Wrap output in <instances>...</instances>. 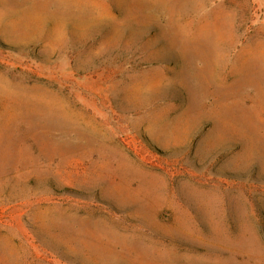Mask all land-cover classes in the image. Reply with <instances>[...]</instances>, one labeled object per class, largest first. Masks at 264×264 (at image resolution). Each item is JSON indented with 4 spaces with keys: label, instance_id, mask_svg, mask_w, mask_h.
<instances>
[{
    "label": "rangeland",
    "instance_id": "obj_1",
    "mask_svg": "<svg viewBox=\"0 0 264 264\" xmlns=\"http://www.w3.org/2000/svg\"><path fill=\"white\" fill-rule=\"evenodd\" d=\"M0 264H264V0H0Z\"/></svg>",
    "mask_w": 264,
    "mask_h": 264
}]
</instances>
